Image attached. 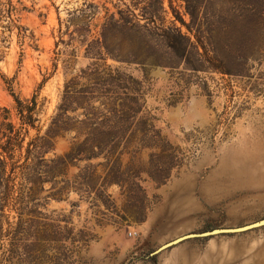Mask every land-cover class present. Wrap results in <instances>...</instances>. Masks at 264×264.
<instances>
[{
    "label": "rangeland",
    "instance_id": "374dc122",
    "mask_svg": "<svg viewBox=\"0 0 264 264\" xmlns=\"http://www.w3.org/2000/svg\"><path fill=\"white\" fill-rule=\"evenodd\" d=\"M20 1L27 8L19 22L29 36L25 43L19 30L10 33L6 22L0 24V113L9 109L18 124L15 96L29 100L38 94L40 131L32 129L27 140L44 134L67 82L80 76L81 84L89 83L81 75L93 63L121 67L141 83L146 111L163 137L158 147L123 157L122 179L107 186L99 206L96 193L89 198L73 187L52 196L63 178L56 188L44 185L39 211L71 230L75 264H264V226L188 239L152 256L187 234L264 219V0H165L164 27L174 21L205 46L199 47L202 56L193 52L177 68L165 69L121 63L104 48L101 55L89 52L101 37V21L87 26L76 19L79 11L99 7L102 18L103 5L116 12L130 0ZM75 135L58 139V155L70 150ZM158 168L167 169L162 185L152 179ZM80 169L71 167L65 179L73 183ZM97 174L102 183L105 168L99 166ZM15 194L29 196V188ZM7 213L11 220L18 216Z\"/></svg>",
    "mask_w": 264,
    "mask_h": 264
},
{
    "label": "trees",
    "instance_id": "16d2710c",
    "mask_svg": "<svg viewBox=\"0 0 264 264\" xmlns=\"http://www.w3.org/2000/svg\"><path fill=\"white\" fill-rule=\"evenodd\" d=\"M123 6L111 12L103 5L102 18L99 7L92 12L79 11L76 19L87 26L94 25L96 19L101 21V37L90 45L91 55H101L104 48L121 63L164 69L177 68L193 52L202 56L199 47H205L203 40L197 37L193 42L174 21L172 27H164L165 0H130ZM26 10L20 0H0V24L6 22L4 28L10 33L19 30L24 43L29 36L19 22ZM175 15L177 21L191 29L179 12ZM191 16L194 18L192 13ZM141 21L145 23L139 24ZM103 66L106 63H93L82 71L81 77L89 83L81 84L80 76L66 83L43 135L27 140L32 129L40 131L36 125L41 111L38 94L29 100L15 96L18 124L11 120L9 109L0 113V264H75L69 254L73 252L68 244L71 230L39 211L41 204L36 200L44 185L52 183L56 188L57 178H63L64 186L52 196L73 187L89 198L96 193L92 198L98 205L107 186L122 179L123 157H135L145 148L158 147L163 140L161 130L153 123L155 118L146 111L147 101L141 87H137L141 83L121 67ZM73 131L76 135L70 150L58 155V139ZM99 158L105 162L92 164ZM82 163H86L84 167H80ZM99 166L107 173L102 183V175L97 174ZM71 167L81 168L73 183L65 179ZM165 170L158 168L159 174L152 176L159 185L168 177L162 174ZM132 184L141 190L138 182L133 180ZM20 187L29 188V196H16ZM112 207L117 211L115 203ZM11 210L18 213L14 220L7 213ZM26 214L28 218H24Z\"/></svg>",
    "mask_w": 264,
    "mask_h": 264
},
{
    "label": "water",
    "instance_id": "95a60500",
    "mask_svg": "<svg viewBox=\"0 0 264 264\" xmlns=\"http://www.w3.org/2000/svg\"><path fill=\"white\" fill-rule=\"evenodd\" d=\"M264 226V219L260 220L258 222H255L253 224L247 225V226H243L240 228H234V229H215L209 232H204V233H192V234H187L185 236H182L180 238H177L163 246H161L157 251H155L152 256L158 255L161 252L174 247L175 245H178L188 239H193V238H200V237H208V236H214V235H218V234H222V233H241V232H245V231H249L255 228H260Z\"/></svg>",
    "mask_w": 264,
    "mask_h": 264
}]
</instances>
